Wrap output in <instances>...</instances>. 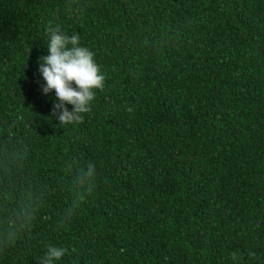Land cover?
I'll list each match as a JSON object with an SVG mask.
<instances>
[{"label": "trees", "instance_id": "trees-1", "mask_svg": "<svg viewBox=\"0 0 264 264\" xmlns=\"http://www.w3.org/2000/svg\"><path fill=\"white\" fill-rule=\"evenodd\" d=\"M50 24L105 75L83 123L42 92ZM21 209L0 264H264V0H0V229Z\"/></svg>", "mask_w": 264, "mask_h": 264}, {"label": "clouds", "instance_id": "clouds-1", "mask_svg": "<svg viewBox=\"0 0 264 264\" xmlns=\"http://www.w3.org/2000/svg\"><path fill=\"white\" fill-rule=\"evenodd\" d=\"M46 32L48 55L41 57L39 62V72L45 82L42 92L45 95L55 92L57 103L53 106L52 115L59 121V126L83 123L85 115L92 111L97 91L105 87V75L96 62L95 53L81 45L79 34L69 35L59 24H50ZM69 104L72 111L66 107ZM127 110L132 111L131 108ZM95 174V165L84 172L89 177ZM34 215V211L27 209L16 212L7 229H0V250L15 245L20 234L31 227ZM67 252V248L49 245L39 264H58Z\"/></svg>", "mask_w": 264, "mask_h": 264}]
</instances>
